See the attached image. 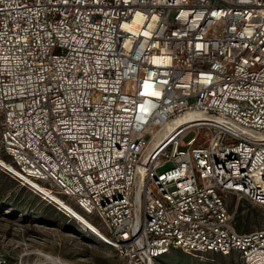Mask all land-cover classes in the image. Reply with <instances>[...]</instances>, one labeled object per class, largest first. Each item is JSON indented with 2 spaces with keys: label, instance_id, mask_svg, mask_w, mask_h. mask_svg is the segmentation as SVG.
<instances>
[{
  "label": "built area",
  "instance_id": "1",
  "mask_svg": "<svg viewBox=\"0 0 264 264\" xmlns=\"http://www.w3.org/2000/svg\"><path fill=\"white\" fill-rule=\"evenodd\" d=\"M0 147L126 264H264L229 207L264 209V0H0Z\"/></svg>",
  "mask_w": 264,
  "mask_h": 264
},
{
  "label": "rangeland",
  "instance_id": "2",
  "mask_svg": "<svg viewBox=\"0 0 264 264\" xmlns=\"http://www.w3.org/2000/svg\"><path fill=\"white\" fill-rule=\"evenodd\" d=\"M195 136L196 132L191 131L183 140L187 143ZM8 161L6 156L1 157L0 147V264H126L113 247L85 229L66 209L89 221L76 206L36 182L31 184L37 190L21 184L8 173L14 171ZM229 207L237 231L245 233L264 226L263 208L235 197ZM93 221L106 232L98 220ZM155 264L243 263L237 255H198L173 250Z\"/></svg>",
  "mask_w": 264,
  "mask_h": 264
},
{
  "label": "bare ground",
  "instance_id": "3",
  "mask_svg": "<svg viewBox=\"0 0 264 264\" xmlns=\"http://www.w3.org/2000/svg\"><path fill=\"white\" fill-rule=\"evenodd\" d=\"M195 117H196L195 115H185L183 117L176 119L174 122L169 123L167 126H165V129L162 131V134L158 137L156 142L159 143V145L164 144L174 135V133L176 132L175 128L177 127V125H180L189 120H192ZM11 171L14 173H18L15 168H14V171L13 170ZM66 209L68 212L72 214V216H74L76 220H78L83 225L85 229L90 231L96 237H99L101 240L108 239V237H106L97 227H95L89 221L84 219L82 216H80L79 214L71 210L70 208L67 207ZM57 264H60V262H58Z\"/></svg>",
  "mask_w": 264,
  "mask_h": 264
}]
</instances>
